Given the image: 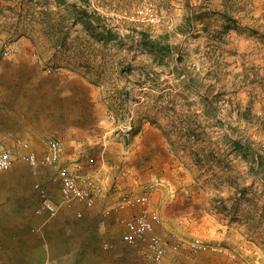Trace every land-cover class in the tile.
Wrapping results in <instances>:
<instances>
[{
  "label": "rangeland",
  "instance_id": "374dc122",
  "mask_svg": "<svg viewBox=\"0 0 264 264\" xmlns=\"http://www.w3.org/2000/svg\"><path fill=\"white\" fill-rule=\"evenodd\" d=\"M61 1L9 2L6 27L0 22V62L21 37L37 47L33 65L21 67L36 79L22 87L35 98L31 112L45 101L62 104L71 84L62 77L85 75L92 83L86 93L97 91V113L86 114L84 164L97 168L98 180L111 184L129 177L132 183L115 189L114 182L93 208L79 205L84 214L78 217L61 205L54 168L15 162L10 170L31 173L59 205L54 216L34 210L39 222L30 232L52 224L53 235H92L86 254L70 242L63 257L49 264H218L224 258L191 250L196 237L234 250L237 257L228 264H264V0ZM146 5L155 8L159 21L130 19ZM147 39L155 49L145 46ZM30 118L49 129L44 114ZM53 129L52 137L42 138L58 139L63 156L70 154L75 144L69 145L59 125ZM9 149L16 159L20 151ZM34 150L46 151L43 144ZM78 162L62 161L75 164L80 175ZM146 184L155 185L157 232L180 243L160 263L146 261L141 249L123 240L124 220L137 210L104 213L122 190L139 192ZM110 191L119 193L116 199ZM68 217L89 224L66 227L58 220ZM35 260L31 255L20 263Z\"/></svg>",
  "mask_w": 264,
  "mask_h": 264
},
{
  "label": "crops",
  "instance_id": "0c3cea01",
  "mask_svg": "<svg viewBox=\"0 0 264 264\" xmlns=\"http://www.w3.org/2000/svg\"><path fill=\"white\" fill-rule=\"evenodd\" d=\"M18 1L0 0L1 24L6 19L7 15L5 12L10 13L7 9V6H10L8 3ZM61 2L65 3L64 0ZM69 2L70 0H67L68 4ZM64 3H61L62 7ZM2 25L6 27L5 24ZM3 26L1 27L3 28ZM1 27L0 30H2ZM9 49L11 51L10 55L0 62V151L5 148L15 149V147L18 152L22 151V147L15 143L16 138L29 140L30 149L32 150L42 144L44 145V150H46L48 141L44 140L42 135L45 133L47 137H52L54 134L53 125L56 124L65 131L63 135L64 138L68 139L69 145L75 144L72 152L68 155L65 154L62 161L65 162L67 159L79 161L81 177L85 175H95L97 177V168L93 167L91 170L85 166L84 163L88 154L84 152L85 149L80 148L82 135L87 129L86 114L97 113L96 89L90 90L88 94L86 93L87 84L92 86L91 81L83 74L69 73L65 75L62 77V81H67L71 84L67 85L62 93V104L56 106L53 100L50 103L45 101V105L42 104L40 109L36 108L37 110L34 109L31 112L30 107L34 104L35 98L25 95L22 87L23 83L34 82L36 79L35 75L22 74L21 67L33 65V61L37 59V47L31 41H23L21 37ZM95 81L94 78L93 82L95 83ZM95 87L96 85L93 84V88ZM34 88H36V85ZM36 92L34 91V93ZM86 98L93 103V106H86ZM87 108L89 109L88 111ZM37 113L45 115L46 122H50L49 129H47L48 125L44 130L40 124H32L30 115ZM56 113L61 114V117L55 116ZM63 142L64 145L66 144L65 147H68V142L66 143V140ZM17 161H22V159L18 156L14 164ZM73 165L74 167H71V165L70 167L74 171L75 164ZM10 169L0 170V264H21L22 259L30 258L31 255H36V260L32 264H49L51 260L57 262L58 259L63 257L64 248L69 250L70 242H77V245H79L73 247L75 249L79 248L78 251L81 250L83 254H86L87 249L91 248L88 241V238L92 236L91 234L83 235L82 233L79 235L75 231L72 234L53 235L49 233L52 224L49 226L46 224L45 229L39 234L30 232L31 227H36L39 222L37 217H33L34 210L36 211L38 207L37 195L39 193L34 188V184L38 181H35L36 179L34 180L29 172ZM76 175H78L77 172ZM100 181L106 192L111 189V184L115 182L113 180L110 184L107 178H103ZM129 183H132V180L129 177H123V180L118 179L113 186L115 189L116 185L118 188H122ZM110 192V198L116 199L119 193ZM91 215L94 217L93 213ZM58 220H62L66 227H74L76 224L87 226L89 224V222L86 223L84 220L73 217ZM94 224H97L95 219ZM93 237L97 238L96 235H93ZM54 242L60 243V245L54 246Z\"/></svg>",
  "mask_w": 264,
  "mask_h": 264
},
{
  "label": "built area",
  "instance_id": "2783aa9c",
  "mask_svg": "<svg viewBox=\"0 0 264 264\" xmlns=\"http://www.w3.org/2000/svg\"><path fill=\"white\" fill-rule=\"evenodd\" d=\"M130 19L159 21L160 17L152 5H146L133 13ZM10 53V50H6L4 54L8 56ZM16 144L23 149L19 152L20 158L33 169L41 166L55 169L52 180L60 185L61 205L68 209H74L78 217H82L84 214L83 208H80L79 205L93 208L98 199L105 196L104 186L97 177L92 175L80 177L69 165L62 163L64 146L58 139L50 138L48 148L42 155L30 149V142L27 139L17 138ZM14 161L15 156L10 149L0 151V170L10 169ZM154 186V184H146L139 192L134 189L122 190L116 203L107 207L104 213L109 215L114 211L137 210L132 217L124 220L126 231L123 233V240L141 249L146 261L160 263L169 252L178 251L180 243L172 242L157 232V225L161 222V216L158 204L153 197ZM34 188L40 196V203L36 209L37 213L56 215L59 205L50 197L48 188L39 181L34 184ZM188 246L195 252L210 251L222 254L224 258L218 264H228V260L237 257L234 250L221 245L209 244L199 237L191 240Z\"/></svg>",
  "mask_w": 264,
  "mask_h": 264
},
{
  "label": "trees",
  "instance_id": "16d2710c",
  "mask_svg": "<svg viewBox=\"0 0 264 264\" xmlns=\"http://www.w3.org/2000/svg\"><path fill=\"white\" fill-rule=\"evenodd\" d=\"M149 43H150V45H149ZM155 45H156V43H155V41H153V40L147 39V40L145 41V46H146V47H147V46H151L153 49H155V48H154Z\"/></svg>",
  "mask_w": 264,
  "mask_h": 264
}]
</instances>
